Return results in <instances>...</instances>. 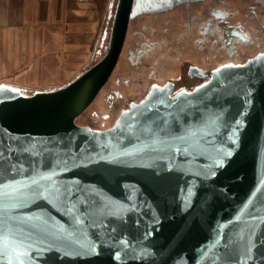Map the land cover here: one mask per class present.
<instances>
[{
	"label": "water",
	"instance_id": "1",
	"mask_svg": "<svg viewBox=\"0 0 264 264\" xmlns=\"http://www.w3.org/2000/svg\"><path fill=\"white\" fill-rule=\"evenodd\" d=\"M131 3L73 81L29 96L0 84V264H264V52L192 93L152 87L112 127L76 124Z\"/></svg>",
	"mask_w": 264,
	"mask_h": 264
},
{
	"label": "rangeland",
	"instance_id": "2",
	"mask_svg": "<svg viewBox=\"0 0 264 264\" xmlns=\"http://www.w3.org/2000/svg\"><path fill=\"white\" fill-rule=\"evenodd\" d=\"M116 4L117 0H0V84L29 96L76 79L104 55ZM258 19L264 25V18ZM233 22L247 27L244 18ZM182 24L181 18H162L154 30H163L167 25L169 31L177 32ZM140 25L134 28L139 44L144 38L136 32ZM169 40L151 48V55L161 49L162 59L156 64L150 59L148 65H156L154 70L159 76L169 73L170 77L183 79L181 68L187 62L189 44L172 35ZM135 47L130 52L138 57L137 50L132 49ZM263 48L264 37L258 43V49ZM124 56L93 102L75 119L76 124L93 129L112 127L130 101L140 100L147 77L137 71L143 58L133 62L129 55Z\"/></svg>",
	"mask_w": 264,
	"mask_h": 264
},
{
	"label": "flooded vegetation",
	"instance_id": "3",
	"mask_svg": "<svg viewBox=\"0 0 264 264\" xmlns=\"http://www.w3.org/2000/svg\"><path fill=\"white\" fill-rule=\"evenodd\" d=\"M162 18H181L183 28L177 32L169 31L166 25L163 30H154V25ZM236 18L247 20V27L233 22ZM258 18H264V0H132L126 34L116 65L125 54L129 55V60L133 62L143 58L137 71L147 77L140 100L130 101L129 104L144 101L152 87L169 86V97L177 93L192 92L195 88L209 83L212 72L228 65H244L247 60L264 51V48L258 49L259 38L264 37V25H260L262 20ZM137 23L141 25L136 32L144 34L141 44L135 40L137 35L134 28ZM132 32L135 35H132ZM171 35L189 44L188 59L184 68H181L183 79L170 77L168 72L162 77L154 70L156 61L162 59V51L159 48L157 54L151 55V48L156 44L169 43ZM132 46H136L132 49L137 50L138 57L130 52ZM146 56L150 58L147 60ZM150 59L155 63V67L148 65L147 61ZM200 72L206 74L201 75ZM101 90L102 88L99 91ZM129 104L126 109L120 111L118 117L129 111Z\"/></svg>",
	"mask_w": 264,
	"mask_h": 264
},
{
	"label": "bare ground",
	"instance_id": "4",
	"mask_svg": "<svg viewBox=\"0 0 264 264\" xmlns=\"http://www.w3.org/2000/svg\"><path fill=\"white\" fill-rule=\"evenodd\" d=\"M115 8H116V7H115ZM127 24H128V23H127ZM121 50H122V47H121ZM121 50H120V52H121ZM263 52H264V51H263ZM263 52H260V53H263ZM260 53H258V54H260ZM258 54H257V55H258ZM119 55H120V54H119ZM257 55H256V56H257ZM254 57H255V56H254ZM254 57H253V58H254ZM250 59H251V58H250ZM247 61H248V60H247ZM247 61H246V62H247ZM244 65H245V64H244ZM238 66H239V65H238ZM59 88H60V87H59ZM192 92H193V91H192ZM192 92H187V93H192Z\"/></svg>",
	"mask_w": 264,
	"mask_h": 264
}]
</instances>
